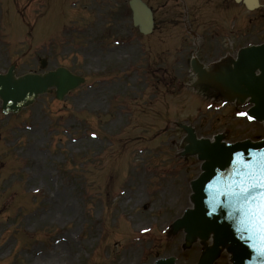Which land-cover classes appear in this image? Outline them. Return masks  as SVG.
<instances>
[{
	"label": "rangeland",
	"instance_id": "rangeland-1",
	"mask_svg": "<svg viewBox=\"0 0 264 264\" xmlns=\"http://www.w3.org/2000/svg\"><path fill=\"white\" fill-rule=\"evenodd\" d=\"M127 1L0 0V72L85 78L61 100L0 112V264H195L210 240L173 228L201 172L184 127L225 143L264 135L247 100L198 94L190 66L264 42V20H203L196 41L182 20H158L142 35Z\"/></svg>",
	"mask_w": 264,
	"mask_h": 264
},
{
	"label": "water",
	"instance_id": "water-1",
	"mask_svg": "<svg viewBox=\"0 0 264 264\" xmlns=\"http://www.w3.org/2000/svg\"><path fill=\"white\" fill-rule=\"evenodd\" d=\"M128 3L132 9V24L138 27L139 32L149 33L152 28L150 9L141 0H130ZM41 66H45V59L41 60ZM193 66L200 80L220 83L240 100L249 98L253 104L249 114L264 120V43L244 48L234 69L223 74H210L197 61H193ZM13 68L11 65L5 74H0L3 113H18L39 94L49 92L51 87H55V96L60 100L83 82L82 77L63 67L43 74L27 73L18 77H15ZM187 131L189 144L185 150L197 153L203 161L202 172L191 182L193 206L175 220L174 227L184 229L187 239L198 236L205 240L211 237V248L196 264H211L222 245H228L231 264H264V255L257 250L259 237L254 236L250 225L243 221L239 202L224 195L225 187L238 180L236 172L242 170L234 162L239 159L243 163H252L259 159L264 154V137L256 142L243 140L225 144L219 135L209 141L195 138L190 129ZM173 260V257L160 258L153 264H175Z\"/></svg>",
	"mask_w": 264,
	"mask_h": 264
},
{
	"label": "flooded vegetation",
	"instance_id": "flooded-vegetation-1",
	"mask_svg": "<svg viewBox=\"0 0 264 264\" xmlns=\"http://www.w3.org/2000/svg\"><path fill=\"white\" fill-rule=\"evenodd\" d=\"M259 3V7L250 10L236 0H147L155 21L154 30L159 26L158 20H183L186 29L202 20H264V0Z\"/></svg>",
	"mask_w": 264,
	"mask_h": 264
},
{
	"label": "snow or ice",
	"instance_id": "snow-or-ice-1",
	"mask_svg": "<svg viewBox=\"0 0 264 264\" xmlns=\"http://www.w3.org/2000/svg\"><path fill=\"white\" fill-rule=\"evenodd\" d=\"M234 163L242 170L236 172L239 179L225 187L224 195L239 202L243 221L250 225L253 235L259 237L257 250L264 255V154L252 163H243L239 159Z\"/></svg>",
	"mask_w": 264,
	"mask_h": 264
},
{
	"label": "bare ground",
	"instance_id": "bare-ground-1",
	"mask_svg": "<svg viewBox=\"0 0 264 264\" xmlns=\"http://www.w3.org/2000/svg\"><path fill=\"white\" fill-rule=\"evenodd\" d=\"M249 1H251V0H249Z\"/></svg>",
	"mask_w": 264,
	"mask_h": 264
}]
</instances>
